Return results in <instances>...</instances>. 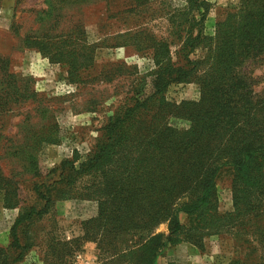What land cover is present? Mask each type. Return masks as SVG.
<instances>
[{"label":"rangeland","instance_id":"1","mask_svg":"<svg viewBox=\"0 0 264 264\" xmlns=\"http://www.w3.org/2000/svg\"><path fill=\"white\" fill-rule=\"evenodd\" d=\"M204 1L208 11L203 35L212 39L218 32L234 33V28H228L240 26L237 16L242 11L264 13V0ZM185 5L186 0H0L2 246L11 243V230L22 211L20 207L28 211L32 206L40 209L33 191L36 184L48 182L51 171L70 159L74 151L79 152V161L85 160L103 134L104 126L120 108L152 97L154 88L148 75L156 68L154 47L162 38L173 40L164 18L171 10L177 11ZM260 19L264 21L263 14ZM175 50L173 47L176 63ZM208 52L201 44L189 59L201 62ZM259 52L238 65L237 70L240 68L244 77L237 85L221 89L225 108L215 112L218 99H208L215 87L204 89L202 80L201 84L196 80L205 75L206 68L201 66L192 80L168 86L162 95L168 106L153 109L148 120L156 124L154 117L159 114L165 131L171 133L169 137L175 131L185 134L196 126L194 136L201 139L198 140L199 147L204 149L201 152H205L207 145L216 143L232 147L236 139L244 140L256 134L257 141L263 140L264 44ZM211 126L215 134L202 139L200 131ZM49 138L57 141L44 140ZM29 154L35 155L37 167L31 168ZM207 167L194 164L193 156L188 153L180 170L185 176L193 173L192 185L196 186L201 171ZM209 167L215 168L211 164ZM238 169L228 165L218 170L216 191L221 214L234 212L235 184L239 183L234 179ZM238 189L244 192L246 201L241 203L243 209L237 218L230 220L226 228L212 227L204 232L201 247L187 242L168 245L157 264H264V179L259 183L257 178L251 179ZM253 191H258L259 198ZM149 196V189L142 192L140 206L154 200L161 203V196ZM6 197L8 205L4 202ZM254 199H258V205L251 210ZM248 201L250 206L246 205ZM47 211L19 228L18 235L28 252L18 264H61L66 255L62 253L58 259L48 255L49 247L57 244L62 251L67 248L74 251L67 258L68 264H122L123 259H112V252L107 254L98 248L97 242L104 232L94 234V225L91 236L84 240L83 224L97 217V201L59 198ZM141 214L140 211L132 216L136 221H144ZM169 229L167 222L161 223L155 234L167 238L171 235ZM118 234L123 239L132 236L128 232ZM75 240L81 248L73 250ZM59 243L72 245L64 248ZM10 252L13 254L15 250Z\"/></svg>","mask_w":264,"mask_h":264},{"label":"trees","instance_id":"2","mask_svg":"<svg viewBox=\"0 0 264 264\" xmlns=\"http://www.w3.org/2000/svg\"><path fill=\"white\" fill-rule=\"evenodd\" d=\"M207 11L204 0H186L185 6L167 13L164 19L171 28L170 36L173 40L162 38L154 47L153 61L156 68L148 75L154 88L152 97L143 102L137 100L133 106L120 108L104 126L103 134L85 160L79 161V152L74 151L70 159L62 161L51 171L48 182L42 181L34 186L33 191L38 196L40 209L32 206L28 211L20 207L22 211L12 227L10 245L4 247L0 244V264H18L24 259L28 249L21 243L19 228L29 223L34 216L42 217L59 198L97 201V217L83 224L86 226L84 240L91 236V226L94 225V234L104 232L99 242L94 240L98 248L105 250L107 254L112 252V259H123L122 264H157L164 249L177 243L187 242L201 247L202 239L206 235L204 232L212 227L226 228L230 220L239 216L237 213L243 209L241 203L246 198L238 186L247 185L251 179L257 178L258 183L264 179V136L261 141L256 140V137L259 138L258 134L244 140L236 139L232 147L227 143L207 145L205 152H201L204 151L199 147L198 140L201 139L194 136L198 129L196 126L191 127L185 134L172 131L173 135L169 137L171 133L165 131L159 114L154 117L156 124L153 125L148 120V114L153 109L168 106L162 96L168 86L174 82L192 80L201 66L206 68L205 75L201 79L197 77L196 80L200 84L202 80L204 89L215 87V91L208 94V99H218L215 101V112L225 108L223 95L220 96L221 89L237 85L244 77L240 68L237 70L238 65L244 59L261 53L259 47L264 44V21L261 22L260 14L264 15L263 12L242 11L237 16V24L240 26L228 28H234V33L227 35L226 32H218L212 39L203 35ZM201 44L202 48L207 47L209 50L205 60H190V54ZM173 47L176 48V63L173 61ZM143 86L144 80L141 81V87ZM11 110L7 109L8 112ZM212 128L213 126L200 131L201 138L207 140L215 134ZM44 140L52 143L57 141L50 138ZM188 153L193 156L194 164L208 166L201 171L196 186L192 185L193 173L185 176L180 170L181 165L186 163ZM28 156L31 159V168L37 167L35 155ZM210 164L215 168L210 169ZM228 165L239 168L234 179V182L239 183H234L236 194L233 198V215L218 211L217 174L218 170ZM148 189L150 198L161 196V203L154 200L147 206H140L142 192L145 193ZM240 193L242 195L239 196ZM253 194L259 198L258 191H253ZM254 200L251 210L258 205V199ZM4 202L8 205L7 197ZM250 202L246 205L250 206ZM140 211L145 217L144 221H136L132 216ZM230 215L231 219L228 218ZM166 222L171 235L164 238L162 234H155L157 227ZM121 232H128L132 236L123 239L118 234ZM77 242L78 240L72 242L76 245L73 250L80 247ZM72 243L59 244L67 248ZM58 246H50L48 255L58 259L63 253L66 256L61 264H68L67 258L74 251L71 248L62 251ZM13 249L15 252L12 254L10 251ZM120 249L123 251L120 252ZM9 258L13 261H8Z\"/></svg>","mask_w":264,"mask_h":264}]
</instances>
